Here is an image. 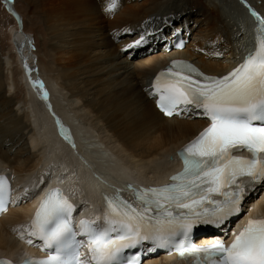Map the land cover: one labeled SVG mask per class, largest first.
Masks as SVG:
<instances>
[{
	"label": "bare ground",
	"instance_id": "1",
	"mask_svg": "<svg viewBox=\"0 0 264 264\" xmlns=\"http://www.w3.org/2000/svg\"><path fill=\"white\" fill-rule=\"evenodd\" d=\"M131 1L119 0L117 9L107 13L104 11L105 0H43L45 20L53 37L49 42V61L40 65L39 73L27 69L28 63L24 64L26 70L20 72L24 85L28 82L32 87L29 91L26 87L27 96L20 100H15L14 95L20 90L14 76L7 91V83L0 72V173H7L17 186L10 204L0 214V258L18 262L32 255V248L27 245L28 240L34 238L27 235L29 229H25L24 222L33 214L46 183L59 184L70 194L78 191L75 201L83 207L82 214L90 213L93 201H98L95 191H104L103 186L111 190L115 184L120 186L127 179H136L145 185L159 183L176 165L173 157L177 150L197 135L209 119L197 111H177L166 116L157 108L158 95L151 94L156 77L174 61L192 62L206 74L223 76L230 73L244 59L246 52L248 54L256 47L253 33L256 17L252 18L247 10L264 17V0L261 5L254 0L245 1L246 4L240 7L235 5L241 18L239 21L247 26L246 31L239 29L238 19L230 14L234 13V7L229 5L241 0ZM191 4L200 11L191 15L190 11L180 10ZM243 7L248 8L244 10ZM178 11L181 12L166 18L155 17L167 19L164 22L167 24L178 16L179 26L175 25L174 30L183 28L185 20L189 22L193 17L196 22L200 21L199 27L190 35L186 33L188 39L192 34V40L183 49L167 50L174 41L171 30L163 44L159 40L128 50L129 55L133 52L136 56H145L149 54L148 48L161 43V52L137 62L128 59V55L123 58V48L150 29L152 22H148L153 15ZM21 25L23 30L16 32L14 37H19V46L24 48L26 43L28 48L30 37L25 35L23 23ZM108 31L123 34L134 31L136 34L124 43L123 40L117 43L110 39ZM26 52L21 53L28 57V49ZM223 56L224 60L221 59ZM5 62L13 75L15 67L11 59H0V66L3 67ZM43 83L49 88L46 91L49 94ZM57 93L63 98L62 102L54 98ZM69 112L74 113L78 123L69 122ZM61 119L64 123L61 127L58 124L57 129ZM67 124L73 125L76 131L80 124V128L90 134L88 138H94L91 142L98 139L106 153L102 158L104 161H98L92 151L88 152V143L82 142V137L79 141L80 135L75 136L77 132L71 130L73 133L69 138L75 136L73 143L79 149L73 148L71 141L70 145H64V140L55 132L66 137L65 129L70 127ZM5 141L10 148L3 147ZM41 182L43 185L38 187ZM19 199L22 203L13 206ZM246 207H250L249 216L264 215V194L260 199L252 197L241 204V208ZM148 215L154 216L150 212ZM21 231L25 232L23 238ZM215 236H203L201 240L208 242ZM143 264H186V261L174 255H160L146 259Z\"/></svg>",
	"mask_w": 264,
	"mask_h": 264
},
{
	"label": "snow or ice",
	"instance_id": "2",
	"mask_svg": "<svg viewBox=\"0 0 264 264\" xmlns=\"http://www.w3.org/2000/svg\"><path fill=\"white\" fill-rule=\"evenodd\" d=\"M118 5L119 0H105L104 11L112 13ZM253 15L259 21L256 47L227 75L206 76L186 62L174 61L155 79L151 94L159 96L158 106L167 115L197 111L211 121L183 149L185 167L172 177L173 183L139 192L144 204L139 210L127 201L109 199L103 225L85 219L79 221L78 229L72 221L74 205L62 190L54 189L27 232L52 254L24 264H82L84 245L78 235L87 238L92 264H121L125 249L145 241L152 245L145 252L174 248L181 258L206 254V261L196 264H264V219H249L228 245L196 247L190 241L195 222L219 226L240 212L245 187L264 181V17ZM193 73L200 78L194 79ZM242 150L251 157L234 155ZM7 194V180L0 177V212L6 210ZM150 211L157 215H148ZM20 235L23 238L25 232ZM177 236L181 239L176 240ZM125 264H140V257L129 258Z\"/></svg>",
	"mask_w": 264,
	"mask_h": 264
},
{
	"label": "rangeland",
	"instance_id": "3",
	"mask_svg": "<svg viewBox=\"0 0 264 264\" xmlns=\"http://www.w3.org/2000/svg\"><path fill=\"white\" fill-rule=\"evenodd\" d=\"M13 1L14 2L12 4V6L14 5L13 6L14 9L10 10L9 8H7L5 2L3 0H0V59H4L5 61L7 59H11V63L14 65V67H15L14 69L15 70L13 72V75H11L10 69H8L9 66H7L6 65V62H5L3 64V67L0 66V72L2 71L1 76L3 77L4 81L7 83L5 85L6 86L5 87V90H7V91L10 90V86L8 85V83L11 84V82H12V79L11 78L14 76V78L17 81V83L19 84L18 89L20 90L18 93H16V95H14V96H16V99L15 100H20V99H23V98H25L27 96V92L32 87L31 86V83L29 85L28 82H26V85L28 87L24 85V80H23V76H22L23 74L20 73L21 71H25L26 70L24 64H27L28 63L29 66L27 67V69H30L32 71H37L39 73L38 70L40 69V65H42V64L43 65H46L47 62L50 59L49 56H48L49 55V42H50V40L53 41V37H52L51 32H50L51 29L49 28V26L47 25L46 20H45V14H44V11H43V8H42L44 6V4H42L43 3V0H13ZM132 1L131 2L134 3L137 0H132ZM141 1H143V0H139L138 2H141ZM245 1H248V0H241L240 2L237 1L236 4L231 3L229 5V6H233L234 7V8H232V11L234 13L230 12L232 18L235 17V19L236 20L238 19V21L241 19L240 16L238 15V13H237V10H236L238 8H236L235 5H239V7H240V5H245L246 4ZM254 2L257 3V4H260V5L262 4V0H254ZM247 8L248 7H243L244 10H246ZM228 9H229V7H228ZM122 10H124V7H122ZM122 10H121V12H122ZM180 10L181 11H183V10L190 11L191 12V15H193V14L197 13L198 11H200V9L197 8V7H195L193 4L187 6L184 9H181L180 8ZM181 11L172 12V13L165 14V15H153V16L154 17L155 16H159V17H162V18H166V17H169L170 15H173L175 13H179ZM14 12H17V13H19L21 15V21H22V23L24 25V29H25V33H26L25 35L28 38L30 37L29 39H27L28 41L30 40L27 43V47L28 48H26V43H25L24 48H22L21 46H19L20 45L19 37H14L15 34H16V32H19V31L23 30L22 25L19 26L20 25L19 24V19L15 16V13ZM179 16H181V15H179ZM152 18H150V19H152ZM150 19H149L148 24L150 23ZM243 19L245 21V18H243ZM156 20H157V18L154 21H156ZM159 20L161 21V23L159 24L160 26L159 25L154 26V22H152L151 25L149 26V28L151 30L146 33V35H150V39H149V41H147V44L148 43H152V41H154L153 40L154 37H157L158 38L160 36H163L164 35V31L168 28V25L165 24L161 20V18ZM166 20L167 19H165V22H166ZM169 21H172V20H169ZM241 22L242 21H239V25H240V26H238L239 29L241 28L243 31H246L247 30V26L243 25V22L241 24ZM185 23L190 24L191 30L194 31V29H196L197 27H199L200 21L199 22H196V19L193 17L192 20H190L189 22H188V20H185ZM163 24H165V25H163ZM21 27H22V29H21ZM144 31H146V30H144ZM144 31L142 33H144ZM108 34H110L109 36L111 37L110 38L111 40H114L117 43L118 42H122V40H123V43H124L125 40L127 41V38H130L133 34L134 35L130 39L134 38L136 32L131 31L128 34L127 33L126 34H123V33H117V32H114V31H108ZM142 35L143 34H140V38H141ZM140 38L137 41H135V42H132V43L127 44L126 47H129V45H132L131 48H134L136 45H141L142 42L140 41ZM165 40H167V38H164L163 39V42H165ZM191 40H192V35H191ZM138 41H139V43H137ZM156 42H158V39L156 40ZM27 49H28V57H25V56H23V54L27 53L26 52ZM29 49H30V51H29ZM159 49H160V47L158 48V50L156 49V51L153 52V53L149 49V51H147V52H149V54H147L145 56L143 54H140V56L138 58H135L136 55L133 54V52H132L133 55L132 54L129 55V52L128 51H125L124 52V48H123V51H122L123 53L122 54H125V55H123V58H126V56L128 55L127 56L128 59H130V60H132L134 62H137V60H139V59H142L144 57H148V56H151V55H155V54L161 52V50H159ZM227 50H229V49H227ZM21 52H23V54ZM221 59L224 60L225 59L224 56ZM23 61H25L26 63L25 62L23 63ZM137 80H139V78H137ZM34 81H35V86H36L37 91H38L39 90L38 89L39 86L36 83V79ZM43 84H44L43 86L45 87L44 88L45 89V92L48 91L47 90L48 87L45 85V83H43ZM26 87H27L28 91H27ZM104 87H105V85H104ZM21 89H22V91H21ZM107 90H109V89H107ZM46 93H48V92H46ZM32 95H33V93H32ZM28 96H29V94H28ZM54 98L56 100H58L59 102L60 101L61 102L63 101V98L58 93L56 94V96ZM21 104H23V103H21ZM41 106H43V103H41ZM51 106H52V104H51ZM145 106H146V104L144 105V107ZM43 109H44V107H42V110ZM144 109H146V108H144ZM43 111L46 112L45 109ZM69 114H70V118L68 119L69 122L70 123L73 122L74 124L75 123H78V121L75 120L76 117H75L74 113L73 112H69ZM48 115H49V112H48ZM73 119L75 120V122H74ZM63 120L64 119H61V122L57 123V129H59V126L61 127L63 125V123H64ZM58 124H59V126H58ZM67 125H70V127H68L69 129L68 128L65 129V132L68 133L66 135V137L64 136L62 138L61 133H59L58 131L55 132L58 137H60L61 139L64 140L63 141V144L64 145H70L69 142L71 141V143L73 145L72 147L73 148H78V146L75 143H73V140H74V137L75 136L79 137V135H80V140L79 141H81L82 138H83V141L82 142H84L86 140L85 142H87L88 145H89V149H87L88 152H91L92 151L91 153L96 156L97 160L98 161H101L102 158L106 155V153L103 152L104 151V148L103 147L101 148V145L102 144L98 142V139L96 140L97 142H91L90 140L91 139H94V138H88V136L90 137V134L87 133V132H85V131H83L82 130L83 128L82 129L80 128L81 127L80 124H78L79 125V128L77 129L78 131H76V129H74V126L73 125H71V124H67ZM71 130L73 132H77V135L75 133V136L74 137L69 138V137H71V134L73 133V132H71ZM67 137L69 138L68 139L69 141H67ZM7 141H8V143L10 142L9 140H7ZM74 142H76V140ZM4 143H5V145H3V147L4 146H7L8 148L11 147V145L8 144L6 141ZM91 153H89L88 155L92 156ZM102 161H104V160H102Z\"/></svg>",
	"mask_w": 264,
	"mask_h": 264
},
{
	"label": "water",
	"instance_id": "4",
	"mask_svg": "<svg viewBox=\"0 0 264 264\" xmlns=\"http://www.w3.org/2000/svg\"><path fill=\"white\" fill-rule=\"evenodd\" d=\"M12 1H13V0H7V4H8L7 6H9L10 9H12V5H11ZM15 14H16V13H15ZM16 15H17V14H16ZM17 17H18V15H17ZM18 18H19V17H18ZM19 24H20L19 26H21V24H22V22H21L20 19H19Z\"/></svg>",
	"mask_w": 264,
	"mask_h": 264
}]
</instances>
